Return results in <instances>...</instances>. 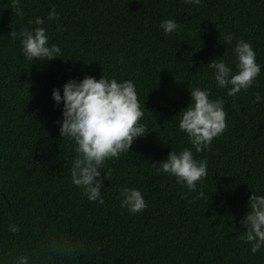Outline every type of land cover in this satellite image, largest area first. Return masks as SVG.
Listing matches in <instances>:
<instances>
[{"label":"trees","instance_id":"16d2710c","mask_svg":"<svg viewBox=\"0 0 264 264\" xmlns=\"http://www.w3.org/2000/svg\"><path fill=\"white\" fill-rule=\"evenodd\" d=\"M0 0V264H264L239 239L250 191L264 194V0ZM47 21L49 43L62 54L28 61L9 33ZM181 25L164 35L162 20ZM233 34L231 45L224 35ZM244 40L260 73L235 97L218 89L207 65L220 57L235 68ZM131 80L144 107L147 134L101 171L104 203L89 202L70 181L75 145L61 138V105L53 88L92 76ZM207 87L224 100L226 129L209 149L207 176L187 190L153 165L190 147L178 128L189 92ZM139 189L147 207L130 215L119 189ZM202 190L205 195L198 196ZM187 192V196L183 195Z\"/></svg>","mask_w":264,"mask_h":264},{"label":"clouds","instance_id":"9594fccd","mask_svg":"<svg viewBox=\"0 0 264 264\" xmlns=\"http://www.w3.org/2000/svg\"><path fill=\"white\" fill-rule=\"evenodd\" d=\"M185 3L198 5L200 0H185ZM13 5L16 14L22 16L20 0H13ZM46 20H59L55 7L49 9L46 18L36 16L31 20L32 27L9 33L10 40H19L20 51L28 61H51L62 54L59 45L49 43ZM159 28L167 36L178 33L181 25L173 19H165ZM223 39L225 44L231 45L233 34H226ZM233 56L234 69L221 57L210 61L206 67L211 70L215 87L226 89L230 97L252 87L261 67L250 43L242 39L236 41ZM188 92V105L177 116L178 128L185 134L190 147L179 152L170 151L166 159L153 166L157 172L174 177L176 184L192 192L201 187L207 176V161L197 160L194 153L208 150L213 139L225 131L226 112L224 100L213 99L209 88L194 87ZM51 99L55 105L62 104L58 121L60 137L75 145L69 168L71 184L89 202L103 204L101 187L110 174V170L103 171L101 177L106 162L129 152L134 141L148 133L143 120L145 110L138 99L136 86L131 80L84 76L79 80H67L59 89L53 88ZM253 102L264 103V96L254 93ZM187 192L183 195L187 196ZM204 195L202 190L198 192V196ZM119 202L120 208L130 215L147 207L142 192L136 188H120ZM239 223L245 229L239 239L250 245V252L264 251V194L250 191L245 214Z\"/></svg>","mask_w":264,"mask_h":264}]
</instances>
